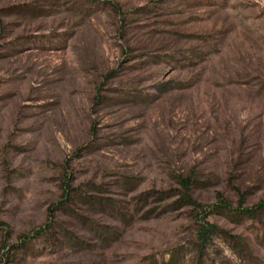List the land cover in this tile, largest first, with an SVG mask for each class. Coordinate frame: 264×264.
Segmentation results:
<instances>
[{
    "label": "rangeland",
    "instance_id": "obj_1",
    "mask_svg": "<svg viewBox=\"0 0 264 264\" xmlns=\"http://www.w3.org/2000/svg\"><path fill=\"white\" fill-rule=\"evenodd\" d=\"M257 205L264 0H0V264H264Z\"/></svg>",
    "mask_w": 264,
    "mask_h": 264
},
{
    "label": "trees",
    "instance_id": "obj_2",
    "mask_svg": "<svg viewBox=\"0 0 264 264\" xmlns=\"http://www.w3.org/2000/svg\"><path fill=\"white\" fill-rule=\"evenodd\" d=\"M221 206V205H220ZM224 208H227V205H222ZM264 208V206H262V205H257L256 207H255V209H263ZM253 210L254 209H246L245 210V212L246 213H249V214H253ZM215 231V228H214V226L213 225H211V224H207V225H203V227L201 228V234H203L204 235V237H207L208 236V234H211L212 232H214ZM38 235H41L42 233H37Z\"/></svg>",
    "mask_w": 264,
    "mask_h": 264
}]
</instances>
